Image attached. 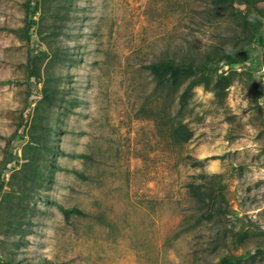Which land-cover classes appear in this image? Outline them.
Masks as SVG:
<instances>
[{"label": "rangeland", "instance_id": "obj_1", "mask_svg": "<svg viewBox=\"0 0 264 264\" xmlns=\"http://www.w3.org/2000/svg\"><path fill=\"white\" fill-rule=\"evenodd\" d=\"M231 10L0 0V264H264V18L248 41ZM221 50L247 59L220 68L237 71L220 102L196 84L180 103L184 83L145 67ZM179 122L185 142L171 136ZM212 174L220 211L191 192L216 189Z\"/></svg>", "mask_w": 264, "mask_h": 264}, {"label": "trees", "instance_id": "obj_2", "mask_svg": "<svg viewBox=\"0 0 264 264\" xmlns=\"http://www.w3.org/2000/svg\"><path fill=\"white\" fill-rule=\"evenodd\" d=\"M216 8L221 11H227L228 8L232 9L231 14H237L240 19V25L244 31L246 39L259 40L261 38L260 28L262 19L264 18V0H210ZM241 7V8H240ZM235 11V12H233ZM37 12L35 6L30 8L28 19L25 24V31H27L28 22L32 14ZM33 57L27 56L25 59V67L27 77L38 76L39 72L34 64ZM247 59V54L241 51L221 50L207 52L204 54L203 59L196 61L193 59L177 60L174 58H161L156 61L150 62L145 65L149 72L154 76L156 82L160 85H178L183 84L182 90L179 94V102L182 103L189 95L192 87L196 84H202L208 88L218 102L222 101L227 93V88L231 85L234 75L237 73L234 69L226 71L220 70L223 65H230L242 62ZM222 62V64H220ZM44 100L49 101L47 93L44 95ZM191 131L183 122H179L171 129V136L177 142H185L191 137ZM82 155L84 154H77ZM10 160L9 154L1 160V168ZM73 173L82 177L83 175L75 169ZM218 174H212V184H216V189L212 186H195L191 192L195 191L194 195L203 204L208 206L211 202L213 206L218 205L219 202L225 203L226 198L223 191L224 186L217 180ZM1 188V182H0ZM207 199L208 203L205 201ZM205 201V202H204ZM220 204V203H219ZM213 208V207H212ZM210 208V209H212ZM62 213L68 211H78L73 207H60ZM217 210L220 211L218 205ZM222 211V210H221ZM47 264H62L54 261H45ZM223 263L227 261L222 259Z\"/></svg>", "mask_w": 264, "mask_h": 264}, {"label": "built area", "instance_id": "obj_3", "mask_svg": "<svg viewBox=\"0 0 264 264\" xmlns=\"http://www.w3.org/2000/svg\"><path fill=\"white\" fill-rule=\"evenodd\" d=\"M36 14L37 12H35L34 14H32V16L30 17V20L28 22V27H27V34L29 35V37H32V35H35V29H36ZM35 90L31 91L30 97L27 101V106L26 108L23 110V116H27L30 108L34 105V97H35Z\"/></svg>", "mask_w": 264, "mask_h": 264}]
</instances>
